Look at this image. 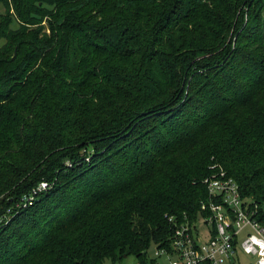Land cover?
Masks as SVG:
<instances>
[{
	"label": "trees",
	"instance_id": "trees-1",
	"mask_svg": "<svg viewBox=\"0 0 264 264\" xmlns=\"http://www.w3.org/2000/svg\"><path fill=\"white\" fill-rule=\"evenodd\" d=\"M0 3V264H144L215 172L263 211L264 0Z\"/></svg>",
	"mask_w": 264,
	"mask_h": 264
},
{
	"label": "built area",
	"instance_id": "built-area-1",
	"mask_svg": "<svg viewBox=\"0 0 264 264\" xmlns=\"http://www.w3.org/2000/svg\"><path fill=\"white\" fill-rule=\"evenodd\" d=\"M208 199L196 217L176 222L167 248L155 246L151 264H264V211L223 171L204 179ZM41 186V187H39ZM38 189L45 188L41 182ZM33 195L23 199L30 202Z\"/></svg>",
	"mask_w": 264,
	"mask_h": 264
},
{
	"label": "rangeland",
	"instance_id": "rangeland-1",
	"mask_svg": "<svg viewBox=\"0 0 264 264\" xmlns=\"http://www.w3.org/2000/svg\"><path fill=\"white\" fill-rule=\"evenodd\" d=\"M1 13H4V11H3V6L0 3V17L2 15ZM12 27H16V24H12ZM39 187H41V186H39ZM41 189H43V188H41ZM263 211H264V205H263ZM155 250H156V248L152 244L150 249L148 250L147 258H145L144 264H151V259H152V257H154ZM240 262H241L240 264H249V262L246 261L245 257L240 258ZM103 264H140V261L137 258H135L134 256H127V257L122 258L120 261H115V262H112L110 259L106 258L104 260Z\"/></svg>",
	"mask_w": 264,
	"mask_h": 264
}]
</instances>
